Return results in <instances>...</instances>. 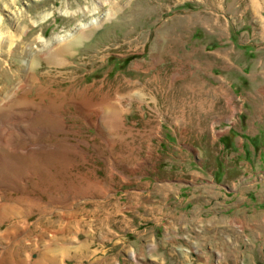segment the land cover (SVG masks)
<instances>
[{"label":"rangeland","instance_id":"obj_1","mask_svg":"<svg viewBox=\"0 0 264 264\" xmlns=\"http://www.w3.org/2000/svg\"><path fill=\"white\" fill-rule=\"evenodd\" d=\"M247 5L0 0V38L9 37L2 46L8 53L0 55V86L33 65L37 80L30 93H19L21 99L38 100L35 85L45 78L60 84L43 94L56 90L62 97L52 112L28 116L12 110L2 117L0 142L10 153L4 166L11 163L12 169L0 168V194L22 206L35 204L21 223L87 224L93 230L92 264H264V132H248L264 88L252 102L238 100L241 92L232 88H243L245 76H255L253 96L264 87V40L257 43L260 28L246 19ZM109 8L118 10L58 57L66 65L61 75L42 57L34 59L45 42L66 37L75 24ZM252 38L255 53L246 47ZM128 81L141 86L140 98L124 97L139 89L130 90ZM221 85L226 91H215ZM79 89L87 90L84 96ZM116 89L125 93L113 95ZM239 101L246 107L239 109ZM49 102L43 100L42 110ZM99 103H121L125 111L99 112ZM13 116L31 122L24 139L11 133ZM18 224L0 226V257L11 252L32 264L40 243L35 251H25L29 245L6 253L20 240Z\"/></svg>","mask_w":264,"mask_h":264},{"label":"bare ground","instance_id":"obj_2","mask_svg":"<svg viewBox=\"0 0 264 264\" xmlns=\"http://www.w3.org/2000/svg\"><path fill=\"white\" fill-rule=\"evenodd\" d=\"M117 10L118 9L109 8L108 12L105 14L100 13L99 11L98 12L99 15L90 22H87L85 24L83 23L75 24L73 28L66 33V37L56 36V38L49 40L48 43L45 42L44 43L45 49L41 52V54L38 57L34 59L38 60V58L42 57V60L45 62V64L50 70L56 69L55 74L60 73L61 75L62 72L60 71L66 65H63V62H61L60 59H58V57H61L63 53H68L71 46L76 44V39H78L79 37L81 38L85 37L87 31L93 30L94 28L101 26V24L104 23L105 20H108L110 17L116 14ZM86 11L87 10H85V12ZM78 12L79 11H77L76 13ZM8 40H9L8 36H2L0 38L1 56L3 54L8 53L4 51L5 47H2L5 42H8ZM67 40H69L67 44L62 47L54 46V44H65ZM33 68L34 66L31 65V67L27 71H23V70L21 71L19 79H15L8 85L2 84L0 86V124L2 123V117L11 114L10 111L12 110L16 111L19 115L32 116L35 113H37L38 115H43L45 113H49L56 110V106H59L62 103L60 100L62 99V97L58 96L59 94L56 95V90L55 92L52 91V95L43 94L50 91L53 85L60 84L59 81L50 78H45L44 82L40 80L35 85V92L38 95L37 97L38 100L33 101V99H29V102L25 103L24 100L21 99L19 95L20 92L21 95L25 96V94L30 93L31 89L34 88L33 82L37 79L33 78L32 76ZM49 74L51 75L50 71ZM27 79H31V80L30 83L28 84V88H25L26 85L25 83ZM127 83L128 86L130 87V90L131 88L134 87H138L139 89L134 91L132 90L133 92H128L124 94V97L140 98L141 86L140 85L134 86V83L131 81H128ZM79 91L83 92L82 94L79 95L84 96V93L87 90L79 89ZM120 91L121 90L116 89L113 90L111 93L113 95H120L125 93V92L120 93ZM215 91L223 92L225 90L220 91L215 87ZM109 96H110L109 94H105L104 98L110 100L111 96L110 97ZM227 97L225 99H227ZM44 99H49L50 101L49 102L50 108L47 110H42L43 108L42 104ZM100 104L101 103L97 104V108L99 112L100 109L102 110L105 109L113 115L116 112L119 113L125 111V108L121 103L110 104L108 106H105L104 104L103 105ZM226 104L228 105L230 104V99H227ZM11 123L12 126H14V129L11 133H15L18 135L20 139H24L27 136L25 132H28L29 127L31 126L30 120L27 117L26 118L20 117L18 120V116H13L11 119ZM1 138H5V137H1ZM3 145L4 144L0 142V149L2 150L3 153V155L0 154V168L3 169L4 172H10L12 168H7V167H11L12 164L7 163V165L4 166V162L7 161L6 157L10 153L7 151L6 148H3ZM21 145L19 146L20 149L19 152H22L24 154L27 152V150L21 148ZM5 194H7V192ZM32 205L34 206L35 204L26 203L25 206H22V204L19 202H9V200L5 201L2 195L0 194V226L2 225L3 222H6L8 224H15V223L21 224L20 226L18 224L17 225L18 229L14 231L17 232L15 233V236L18 237L20 240H18L17 242L12 241L9 250H7L6 253L9 252L11 249H13L15 246H19L20 248L25 249L29 245L31 246L26 248L25 251L28 250L35 251L36 245L40 243L42 245V248L38 249L37 259H35L33 262H30L32 264H59L60 262L64 263L65 261L67 262L71 260H74V264H82L84 259H86V261H89V264H92V260H89L90 259L89 257L93 253L90 251V247H91L90 233H92L93 230L87 224H82L81 222H78L76 224L72 223L70 227L68 226L67 222H61V224H59L58 226H54L55 224L53 223H48L46 226L40 224H36V225H29L26 223L22 224L21 221L26 219L27 214H29V211L31 209L30 207ZM26 229H28V231L26 233H22V231ZM11 230L8 231L7 229L6 232L9 235H11L14 233L11 232ZM34 233L37 234L34 235ZM71 234L73 236L74 234L77 235L74 237H70ZM78 235H83L85 239L83 238L84 240L81 241ZM69 244H73L74 246L69 247L68 246ZM2 250L3 251L0 250V256L5 253L4 249ZM26 258L28 259V257ZM16 261H18V263L20 264H25L26 262H28V260H26L25 257L12 256L11 252L3 257H0V264H15L14 262Z\"/></svg>","mask_w":264,"mask_h":264},{"label":"crops","instance_id":"obj_3","mask_svg":"<svg viewBox=\"0 0 264 264\" xmlns=\"http://www.w3.org/2000/svg\"><path fill=\"white\" fill-rule=\"evenodd\" d=\"M245 9H247V10L249 9V12H251V15L248 18H246L248 20V22L252 21L253 24H256V26L260 28L259 29L260 32H258V42H257V43H259L261 40H264V0H248V5L245 7ZM241 18L244 19V16L241 15ZM252 26L253 25H250L249 28H251ZM248 43H249V45H247L246 47H249V48L252 47L253 53L257 52L258 47H257V45L256 46L253 45V43H254L253 38L250 39L248 41ZM262 47H264V43L262 44ZM249 53H252V52H249ZM245 77H246L245 82L242 84L243 88H240L239 85L232 83V85H233L232 88L234 90L239 89L241 92V93H239L238 99L242 100V102H245L246 100L252 102L254 100L259 99L261 96V93H262V89L264 87H262L261 89L258 90L256 96H253L252 95V87L255 84L253 83L252 86H249V85H250V82L255 81V76H254V80L250 76H245ZM224 79L226 82L229 81V78H224ZM258 80H261V79H258ZM220 82L223 83L224 80L221 78ZM259 83H264V81H260ZM220 87L223 88L222 90H225L223 85H221ZM217 92H219V91H217ZM228 99H230V98H228ZM225 100H227V99H225ZM239 103H240V101H239ZM257 104H258V110H256L257 116H256V118H254V122H256V124H254V126H252V129L248 128V132H252V133H256V134L260 133V132H264V98L261 100V103H257ZM253 105L254 104L252 103L251 106H253ZM245 107H246V104L244 105L243 103H240L239 109H242ZM260 110H262V112L259 114ZM237 115H238V110H236V117H237ZM259 115L261 117L260 123L257 122V117ZM254 136L255 135H253L252 137H254Z\"/></svg>","mask_w":264,"mask_h":264}]
</instances>
